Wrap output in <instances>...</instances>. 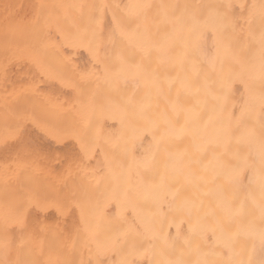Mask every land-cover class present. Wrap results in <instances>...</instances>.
I'll return each instance as SVG.
<instances>
[{
  "label": "bare ground",
  "instance_id": "6f19581e",
  "mask_svg": "<svg viewBox=\"0 0 264 264\" xmlns=\"http://www.w3.org/2000/svg\"><path fill=\"white\" fill-rule=\"evenodd\" d=\"M129 2L0 0V264H117L130 248L152 243L138 219L139 212L152 210L142 186L149 174L135 167L121 174L152 142L153 133L133 107L144 89L109 74L117 69L120 57L157 67L156 54L133 49L122 32L147 29L156 41L175 27L170 55L185 53L196 61L193 79L207 78L219 91L223 75L235 65L227 58L215 69L201 62L191 47L195 33L189 16L203 21L210 10L220 14L221 27L199 37L200 47L209 52L223 38L244 55L251 48V34L258 35L264 26V18L250 12L254 0H149L151 6L139 16L129 14ZM178 70V65L159 66L161 76ZM242 91L241 85H234L231 103L210 128L227 117L229 108L233 120L239 117V107L232 104H238ZM213 104L209 99V107ZM164 108L163 97L153 104L155 111ZM201 116L207 119V108ZM134 129L143 132L130 142ZM66 130L73 135L62 139L53 135ZM236 148L233 142L226 150L210 145L209 151H225L227 157ZM168 183L185 196L198 194L175 173L169 174ZM109 193L112 200L97 215V205ZM121 201L127 205L122 216ZM206 210L220 217L214 204L206 202L199 211ZM160 213L166 221L175 215L166 202ZM89 219L96 238L121 233L111 251L103 255L95 251L85 230ZM187 229L185 219L180 230ZM170 232L175 234V223ZM195 243L222 253L209 257L214 264H228L231 254L215 245L211 233ZM233 249L241 253L235 259L251 257L252 264H264V249L250 237L239 236ZM151 259H134L133 264H150Z\"/></svg>",
  "mask_w": 264,
  "mask_h": 264
},
{
  "label": "snow or ice",
  "instance_id": "6c2138e0",
  "mask_svg": "<svg viewBox=\"0 0 264 264\" xmlns=\"http://www.w3.org/2000/svg\"><path fill=\"white\" fill-rule=\"evenodd\" d=\"M150 6L149 0H130L127 10L139 16ZM72 7L79 5L72 4ZM250 12L264 18V0H254ZM183 16L182 12L177 21ZM189 19L195 33L191 47L195 48L201 62L215 69L227 58L235 65L223 75L219 91L213 90L207 78L193 79L191 74L196 73L198 67L196 61L185 53L170 55L175 27L156 41L147 29L121 33L133 49L154 50L157 67L136 62L133 57H120L117 69L109 74L111 79L131 82L134 89H144L143 97L133 107L144 118L147 130L153 133L149 150L121 173L127 175L135 167L149 174L142 186L152 210L139 212L138 219L152 243L149 247L130 248L117 264H133L134 259L143 260L145 256L154 257L150 264H214L209 257L222 253L205 250L195 243L197 238L206 239L209 233L214 236L216 246L231 254L228 264H252L251 257L247 261L235 259L241 253L233 249V244L241 235L258 241L264 249V26L258 35L251 34V48L241 55L223 38L217 39L212 52L200 47L199 37L203 32L221 27L222 18L215 10H210L203 21L194 15ZM188 47L185 42V48ZM162 65H178L179 70L175 75L161 76L159 66ZM236 84L243 88L238 104H232L239 107V117L233 120L229 108L227 117L209 131V122L231 103ZM161 97L166 108L153 110V104ZM188 97L192 98L191 102ZM209 99L215 101L211 107ZM206 108L208 116L203 119L201 113ZM142 132L134 129L129 141L134 142ZM53 135L62 139L73 133L66 130ZM233 142L237 148L227 157L225 151H209L210 145L226 150ZM170 173L182 176L187 185L194 187L196 197L185 196L174 189L168 183ZM112 198L113 194L109 193L103 203L97 205V215ZM165 202L175 214L167 221L160 213V206ZM206 202L219 209V218L210 211H199ZM119 208L122 216L127 210L126 203L121 201ZM185 219L188 229L182 233L180 225ZM174 223L176 232L171 234ZM85 230L100 255L111 251L121 235L117 231L96 238L91 219L85 223Z\"/></svg>",
  "mask_w": 264,
  "mask_h": 264
},
{
  "label": "clouds",
  "instance_id": "9594fccd",
  "mask_svg": "<svg viewBox=\"0 0 264 264\" xmlns=\"http://www.w3.org/2000/svg\"><path fill=\"white\" fill-rule=\"evenodd\" d=\"M210 123H211V121L209 122V125H210ZM212 129H213V128H210V127H209V131H212Z\"/></svg>",
  "mask_w": 264,
  "mask_h": 264
}]
</instances>
